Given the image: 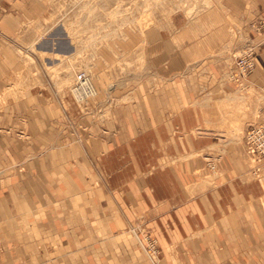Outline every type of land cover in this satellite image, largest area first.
<instances>
[{
    "label": "crops",
    "instance_id": "crops-1",
    "mask_svg": "<svg viewBox=\"0 0 264 264\" xmlns=\"http://www.w3.org/2000/svg\"><path fill=\"white\" fill-rule=\"evenodd\" d=\"M260 14L264 0H222L171 34L147 28L128 52L133 78L106 99L96 83V102L109 98L101 117L64 97L74 121L2 42L0 264H264V179L246 172L239 141L220 138L237 113L226 108L231 53ZM252 80L262 106L246 111L256 117L246 129L264 119V44ZM212 159L218 171L204 174ZM139 216L158 239L155 260L137 242Z\"/></svg>",
    "mask_w": 264,
    "mask_h": 264
},
{
    "label": "rangeland",
    "instance_id": "rangeland-1",
    "mask_svg": "<svg viewBox=\"0 0 264 264\" xmlns=\"http://www.w3.org/2000/svg\"><path fill=\"white\" fill-rule=\"evenodd\" d=\"M218 2L222 0H0V49L2 42L10 46L20 58L18 61L27 63L28 72L37 84L34 89L40 94L52 97L61 111L63 110L60 105L66 106L72 121L75 120V116L70 113L67 107L68 102H65L64 97L73 98L76 106L82 111H88L93 106L98 113L94 116L99 118L105 113L104 108L108 105L109 98L104 100L105 105L96 102L95 97L99 95L96 83H103V88L108 89L104 96L106 99L111 91L116 89V80L125 79L128 75L133 78L132 73L136 72L128 71L133 67L129 64L134 63L128 58V52L133 53V49L139 47L140 39L147 28L155 27L166 34H171L170 32L185 28L190 22L199 20L202 14ZM10 15L17 16L19 24L9 19ZM249 22L246 24L248 28ZM248 28L245 38L251 35ZM2 33H4L3 36ZM236 34L243 33L236 32ZM232 53L233 63L235 53ZM117 68L121 70L122 75H116L115 80L110 81L104 69L117 70ZM83 70L90 75L95 94L80 99L75 98L72 87L76 85L77 74ZM250 81L253 82L252 75ZM250 87L256 90L252 85ZM254 89L243 95L236 91L235 86L233 87L231 95L236 98L232 99L231 104L227 102L226 108L230 112L229 108L235 105L237 113H234L232 119L228 115L223 119L222 126L227 127L230 134L222 135L220 138L225 141V144H227L226 141L233 140H238L242 144L244 160L247 164L246 172L250 177L261 181L264 177H257L250 172L244 144L246 123L256 118L250 117L246 111L252 109L251 106L256 101L254 97L260 99ZM240 96L243 103L239 99ZM256 102V107L259 109L262 103L258 104V100ZM62 120H65L68 127L76 125L71 123L72 121L69 123L65 116ZM258 121H264V119L254 122ZM231 136L234 137L231 138ZM223 153L226 152L223 151ZM208 163L209 172L204 174L212 175L213 172L218 171L217 160L212 159ZM147 222H149L147 218L139 216L132 223L141 240L137 242H143L147 248L141 247L145 257L150 259L149 256H152L155 260L160 253V248L154 229L148 226ZM133 232L129 230V234L133 235ZM2 249V252L6 249L3 244Z\"/></svg>",
    "mask_w": 264,
    "mask_h": 264
},
{
    "label": "built area",
    "instance_id": "built-area-1",
    "mask_svg": "<svg viewBox=\"0 0 264 264\" xmlns=\"http://www.w3.org/2000/svg\"><path fill=\"white\" fill-rule=\"evenodd\" d=\"M248 25L251 35L246 38L241 51L234 56L229 70L231 82L242 94L249 92L252 82L250 77L256 68L257 48L264 43V14L257 15ZM75 86L84 90L83 95L80 96L81 99L95 94L91 77L85 70L77 74ZM244 144L250 172L261 178L264 174V121L254 122L248 126L244 135ZM1 250L2 239L0 236V252Z\"/></svg>",
    "mask_w": 264,
    "mask_h": 264
},
{
    "label": "bare ground",
    "instance_id": "bare-ground-1",
    "mask_svg": "<svg viewBox=\"0 0 264 264\" xmlns=\"http://www.w3.org/2000/svg\"><path fill=\"white\" fill-rule=\"evenodd\" d=\"M149 5V4H148ZM104 6V5H103ZM150 6V5H149ZM145 7V6H144ZM92 14V13H91ZM89 18V17H88ZM101 18V17H100ZM95 19V18H94ZM26 28V27H25ZM42 45V44H41ZM45 45V44H44ZM60 46V45H59ZM47 49V48H46ZM22 50V49H21ZM241 50H239L238 52H236V54L235 55H237L239 52H240ZM23 52H25V51H23ZM28 55V54H27ZM234 55V56H235ZM31 56V55H30ZM29 57V56H28ZM32 58V57H31ZM30 58V59H31ZM29 59V58H28ZM26 60H27V58H26ZM33 60H35V59H33ZM28 61V60H27ZM31 61V60H30ZM29 61V62H30ZM32 62V61H31ZM231 68V67H230ZM230 68L228 69V72H227V76L226 77H228V79H230L229 78V70H230ZM75 69V68H74ZM76 70V69H75ZM29 71V70H28ZM24 74H26V73H24ZM21 77V76H20ZM63 77V76H62ZM68 78V77H67ZM237 89V88H236ZM250 90H252V88H249V92H251ZM72 91H73V93H74V95H75V98H80L81 99V97L80 96H82L83 95V92H84V90H82L80 87H76V86H74V87H72ZM236 91H239L238 89L236 90ZM240 92V91H239ZM86 94H88V93H86ZM85 94V95H86ZM231 94V93H230ZM229 94V95H230ZM248 94V93H247ZM250 94V93H249ZM241 95V94H240ZM243 95H245V94H243ZM232 96V95H231ZM256 96V95H255ZM208 97V96H207ZM230 97V96H229ZM242 96H240V100L242 101V103L244 102L243 101V99L241 98ZM232 99L233 98H236L234 95L231 97ZM256 99H258L257 97H256ZM83 102V101H82ZM81 103V102H80ZM236 108V107H235ZM228 112V111H227ZM225 116V115H224ZM226 117V116H225ZM240 117V116H239ZM227 118V117H226ZM239 119V118H238ZM237 120V119H236ZM232 123V122H231ZM233 125H234V123H233ZM237 127V126H236ZM237 134V133H236ZM232 137H234V136H231V138ZM239 137V136H238ZM226 138H227V136H226ZM238 139V138H237ZM229 140V139H228ZM231 140V139H230ZM236 140V139H235ZM238 141V140H237ZM226 142H228V141H226ZM254 175V174H253ZM256 177V176H255ZM262 177H264V174H263V176ZM144 246V245H143ZM147 249V248H146Z\"/></svg>",
    "mask_w": 264,
    "mask_h": 264
}]
</instances>
